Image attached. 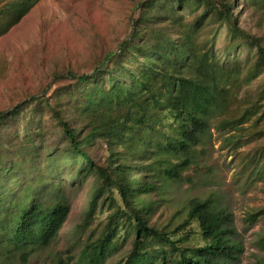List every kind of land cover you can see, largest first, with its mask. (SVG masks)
Listing matches in <instances>:
<instances>
[{"label":"rangeland","instance_id":"rangeland-1","mask_svg":"<svg viewBox=\"0 0 264 264\" xmlns=\"http://www.w3.org/2000/svg\"><path fill=\"white\" fill-rule=\"evenodd\" d=\"M147 1L39 0L0 35V111L19 107L0 124V199L30 193L47 197L46 193L60 190L70 203L67 219L47 247L26 259L8 253L5 264H54L58 256L77 264L83 245L107 225L114 198L121 203L119 192L106 188L97 199L95 212L86 215L92 199L105 187L103 178L82 170L81 156L69 154V141L47 103L64 113L68 110L71 123L81 126L72 107L75 99L70 100L69 95L84 100L79 96L82 88L73 90L70 73L91 72L107 53L116 50L141 12L148 9ZM263 1L235 0L232 7L238 24L264 44ZM197 7L178 8L177 14L192 33L198 56L216 64V74L227 76L229 102L210 115V130L199 145L198 166L186 169L184 179L163 181L159 191L145 194L152 207L149 223L172 232L185 219L192 197L214 193L217 201L234 212L235 239L243 246L234 264H264V213L251 218L264 208V59L260 60L252 42L229 31L212 10L200 19L205 8ZM172 29L173 37L178 38L177 26L173 24ZM254 106L257 110L244 114L247 107ZM226 116L238 125H224ZM234 134L237 140L231 137ZM91 151L97 161H105L110 153L104 139H97ZM13 165L15 169L10 170ZM126 231L123 226L118 231L117 250L104 264H120L129 257L134 237ZM172 237L182 238V247L203 243L197 220ZM149 246L155 251L168 249L167 243L157 240Z\"/></svg>","mask_w":264,"mask_h":264},{"label":"trees","instance_id":"trees-1","mask_svg":"<svg viewBox=\"0 0 264 264\" xmlns=\"http://www.w3.org/2000/svg\"><path fill=\"white\" fill-rule=\"evenodd\" d=\"M38 1L0 0V35ZM234 1L148 0V9L141 12L130 35L116 50L107 53L91 72L70 73L73 90L82 88L79 96L84 100L69 95L70 100L75 99L72 107L81 118V126L71 123L68 110L64 113L48 101L53 118L69 141V154L81 156L82 170L103 178L105 187L92 199L86 215L95 212L97 199L106 188L116 189L121 199L118 203L113 195L109 196L115 204L107 225L99 236L83 245L77 264H104L117 250L116 237L122 226L134 240L129 257L120 264H234L239 260L243 246L235 239L234 212L217 201L214 193L192 197L185 219L172 232L149 223L152 207L145 196L159 191L163 181L184 179L186 169L198 166L199 145L204 144L210 130V115L229 102L231 86L227 76L216 74L217 65L198 56L197 43L188 28L182 26L177 9L197 10L203 5L205 11L199 14L200 19L212 10L229 31L252 42L260 60L264 59L260 38L238 24ZM173 24L179 29L178 38L171 33ZM135 62L139 63L132 67ZM18 108L1 110L0 124ZM254 108L247 107L244 114ZM226 119L227 116L224 125H238L235 119ZM97 139L108 144L110 153L105 161L93 157L91 150ZM13 169L15 165L10 168ZM135 170L143 172L140 175ZM46 195L49 196L30 193L13 195L12 199L6 195L0 199V264L9 261L8 253L26 259L35 250L47 247L58 234L70 203L60 190ZM262 213L264 208L252 213L251 218ZM192 220L199 224L203 243L182 247V238L172 234ZM153 240L167 243L168 249H150ZM261 240L264 246V235ZM54 264L72 263L58 256Z\"/></svg>","mask_w":264,"mask_h":264}]
</instances>
